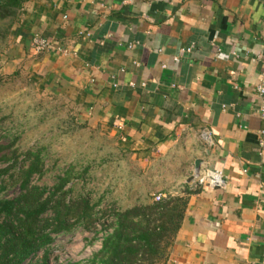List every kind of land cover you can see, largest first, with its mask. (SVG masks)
<instances>
[{
    "label": "crops",
    "instance_id": "0c3cea01",
    "mask_svg": "<svg viewBox=\"0 0 264 264\" xmlns=\"http://www.w3.org/2000/svg\"><path fill=\"white\" fill-rule=\"evenodd\" d=\"M9 21L6 73L26 71L187 198L161 264H264V0H22ZM37 34L67 53L37 54ZM196 162L225 190L196 188Z\"/></svg>",
    "mask_w": 264,
    "mask_h": 264
},
{
    "label": "rangeland",
    "instance_id": "374dc122",
    "mask_svg": "<svg viewBox=\"0 0 264 264\" xmlns=\"http://www.w3.org/2000/svg\"><path fill=\"white\" fill-rule=\"evenodd\" d=\"M10 19L0 20V142L7 145L16 141L20 152L44 150L46 173L34 178V185L54 189L59 178L73 170L81 176L66 189L73 187L71 197L82 194L90 195L93 203L101 200L98 210H126L152 204L157 195L167 198L162 191L164 182L145 176L144 169L122 154L112 137L87 125L74 108L48 95L26 71H4L2 31L7 30ZM173 188L175 191L172 185L168 191L174 192ZM17 194L13 189L0 196L12 198ZM97 216L100 218L101 213ZM106 218L101 217L96 228L56 237L47 262L39 254L25 264H99L95 258L104 238L112 232L106 226L113 220Z\"/></svg>",
    "mask_w": 264,
    "mask_h": 264
},
{
    "label": "trees",
    "instance_id": "16d2710c",
    "mask_svg": "<svg viewBox=\"0 0 264 264\" xmlns=\"http://www.w3.org/2000/svg\"><path fill=\"white\" fill-rule=\"evenodd\" d=\"M22 0H0V20L13 18ZM15 142H0V195L18 190L15 197L0 196V264H25L42 254L47 262L60 235L96 228L101 217L113 221L99 264H161L179 231L188 200L171 197L126 210H98L90 195L71 197V181L81 176L69 170L54 189L35 186L34 178L46 173L43 149L20 152ZM3 166V167H2ZM81 179V178H80ZM98 210V211H97ZM101 213L98 218L97 213Z\"/></svg>",
    "mask_w": 264,
    "mask_h": 264
},
{
    "label": "built area",
    "instance_id": "2783aa9c",
    "mask_svg": "<svg viewBox=\"0 0 264 264\" xmlns=\"http://www.w3.org/2000/svg\"><path fill=\"white\" fill-rule=\"evenodd\" d=\"M32 48L37 54H45V53H58V54H66L67 50L62 48L60 44L52 41L46 36L43 35H35L32 39ZM191 49L182 50V52H190ZM261 63L263 66V71L261 74V78L259 84L257 86L256 92L261 99L260 102V119L262 122V127L259 131L258 135V147L264 150V58H261ZM202 139L206 143H212V134L209 131H203L201 133ZM196 179V188L201 186H209L215 189L225 190L226 188V180L223 172L214 171L211 169H205L200 171L199 173L194 174ZM165 197L162 195H157L155 197V201L159 202Z\"/></svg>",
    "mask_w": 264,
    "mask_h": 264
},
{
    "label": "water",
    "instance_id": "95a60500",
    "mask_svg": "<svg viewBox=\"0 0 264 264\" xmlns=\"http://www.w3.org/2000/svg\"><path fill=\"white\" fill-rule=\"evenodd\" d=\"M200 169V162H196V173H199Z\"/></svg>",
    "mask_w": 264,
    "mask_h": 264
}]
</instances>
